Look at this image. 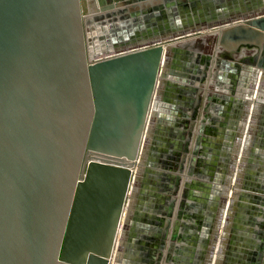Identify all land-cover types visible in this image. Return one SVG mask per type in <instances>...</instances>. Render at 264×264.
<instances>
[{
    "label": "water",
    "instance_id": "obj_1",
    "mask_svg": "<svg viewBox=\"0 0 264 264\" xmlns=\"http://www.w3.org/2000/svg\"><path fill=\"white\" fill-rule=\"evenodd\" d=\"M88 12L86 0H0V264H110L125 205L128 234L132 169L176 51L168 43L182 34L141 44L125 35L90 63ZM228 25L239 47L264 55V14Z\"/></svg>",
    "mask_w": 264,
    "mask_h": 264
},
{
    "label": "crops",
    "instance_id": "obj_2",
    "mask_svg": "<svg viewBox=\"0 0 264 264\" xmlns=\"http://www.w3.org/2000/svg\"><path fill=\"white\" fill-rule=\"evenodd\" d=\"M152 1L143 36L131 41L184 36L149 113L128 234L113 264H264V55L228 33L229 23L244 24L235 17L261 18L264 0H99L101 17L124 28ZM116 34L122 44L126 30Z\"/></svg>",
    "mask_w": 264,
    "mask_h": 264
},
{
    "label": "rangeland",
    "instance_id": "obj_3",
    "mask_svg": "<svg viewBox=\"0 0 264 264\" xmlns=\"http://www.w3.org/2000/svg\"><path fill=\"white\" fill-rule=\"evenodd\" d=\"M100 17H95L94 19H91V20H88L87 21V24L89 25V29H91V31H93V32H91V34H90V36L92 35V37H94V39H95V41H97L98 40V38L100 37L101 38V47L104 45V46H106V42H108V41H112L113 39V37H114V34H115V36H116V33H117V31H119L118 29H119V25H117L119 22H118V20L117 19H115V18H112V17H110L109 19H107V20H104L103 19V17H101V22H100ZM111 19V20H110ZM123 19V18H122ZM243 21V20H242ZM114 22H116V24L114 23ZM244 22V21H243ZM113 23H114V25H113ZM223 29V28H222ZM220 32V31H219ZM226 32V30H222L219 34H218V36H220V34H221V36L222 35H224V33ZM85 33H86V31H85ZM182 34V33H181ZM173 34H170V36H172ZM169 36V35H168ZM169 36V37H170ZM182 36H184V33L182 34ZM210 36H212L211 34H210ZM105 37H106V39H105ZM181 37V36H180ZM162 38H163V36L162 37H160V36H156L155 38H152L151 40H150V42H156L157 40L159 41V40H162ZM105 39V40H104ZM103 40V41H102ZM184 40V39H183ZM99 42V41H98ZM148 42V41H147ZM182 42V41H181ZM180 42V43H181ZM91 43V42H90ZM141 43H146V42H140V44ZM175 43H177V42H175V41H173V42H169L168 44L171 46V47H174V46H172L173 44H175ZM103 44V45H102ZM182 45H183V43H182ZM102 47V49H101V51L102 50H105L106 51V54H108L107 53V49L106 48H108V49H111L112 48V46H110V47ZM197 48H199V47H197ZM253 48H257V47H253ZM253 48H248L251 52H253ZM176 49V48H175ZM258 49V48H257ZM176 51H178V50H176ZM175 51V52H176ZM204 51H205V49H204ZM211 51V48H207V50H206V53H208V52H210ZM250 59H253L252 57H249ZM207 59V58H206ZM91 59L89 58V62H91L90 61ZM210 60V59H209ZM160 70H161V73L162 72H164V68H163V65H161V67H160ZM253 72H250V74H252ZM257 75H258V73H257ZM257 75H255V76H257ZM252 76H254V74H252ZM253 88H254V86H253ZM130 183H131V186L129 187V189H128V199L127 200H130V197H131V192H132V188H134L135 186V184H137V182H136V174L135 173H133L132 172V174H131V179H130ZM118 194V193H117ZM111 208V209H110ZM114 207H109V209L110 210H112L113 211V213H114V209H113ZM127 208H128V205H125V207H124V210H123V213H122V216H121V224H120V229H119V231H118V234H117V238H116V240H115V243H114V247H113V251H112V256H111V263L110 264H113V263H115L116 261H115V257H116V255H117V253H118V249H119V243H120V241H121V235H122V231L124 230V228H125V225H124V222H125V218H126V215H127ZM111 212V211H110ZM113 213H112V215H111V217H112V221H111V223H113L114 221V215H113ZM107 213H105V215H106ZM104 215V216H105ZM106 217V216H105ZM121 234V235H120ZM98 237H99V235H98ZM111 238V234H110V231L109 230H107V232H105L104 233V242H107V241H109V239ZM101 239V238H100ZM100 240H99V238L98 239H96V241H95V243L93 244V246H92V248L93 249H95V248H101V242H99ZM99 242V243H98ZM105 246V245H104ZM98 255V254H97ZM100 256V255H99ZM95 260H97V258H94ZM115 261V262H114Z\"/></svg>",
    "mask_w": 264,
    "mask_h": 264
},
{
    "label": "flooded vegetation",
    "instance_id": "obj_4",
    "mask_svg": "<svg viewBox=\"0 0 264 264\" xmlns=\"http://www.w3.org/2000/svg\"><path fill=\"white\" fill-rule=\"evenodd\" d=\"M86 1H87V7H88V10H89L88 13L90 15H94V17L91 18V16H88L89 15L88 14L87 17L84 19V23H85L84 32L86 31V33H85V40H86V49H87V60L89 61L90 55L92 53H94V52H100V50L102 49V47L104 45L102 44L103 46L101 47V38L100 37L98 38L99 39V42H96L95 39H94V37H92V35L90 36L91 32H93V31H91V29L88 28L89 25L87 24V21L88 20L94 19L95 17L96 18L97 17H100L99 20L101 22V13L99 14V13L96 12L97 10H101V2H99V0H86ZM153 11H154V9L153 10H150V11H147V13L144 14V15L142 14L144 16L143 19L136 18L134 20H131V22H128V25L127 26H124V28H121V26L118 24L119 25L118 26L119 27V29H118L119 31H117V33L120 32L121 30H126L127 35H129L132 40H134L135 37H141V36H143V35L137 36V34H138V32L140 30L141 31H145V27H144L145 24H143V23L144 22H146V23L149 22V15ZM103 19L104 20H107L104 17H103ZM119 19H121V18H119ZM114 23L116 24V22H114ZM114 23H113V25H114ZM140 24H142L143 26H140ZM136 26H139V27H137V29H135ZM116 35H118V34H116ZM143 38H148V36H144ZM105 39H106V37H105ZM112 39H115V34H114V37ZM94 42H96V43H94ZM114 44L118 45V43H114L113 40L112 41H108V42H106V46H104V47H110V46H112V48H113V47H115ZM112 48L111 49L106 48V49L107 50H112ZM102 51H105V50H102Z\"/></svg>",
    "mask_w": 264,
    "mask_h": 264
},
{
    "label": "bare ground",
    "instance_id": "obj_5",
    "mask_svg": "<svg viewBox=\"0 0 264 264\" xmlns=\"http://www.w3.org/2000/svg\"><path fill=\"white\" fill-rule=\"evenodd\" d=\"M263 14H264V13H263ZM256 15H257V14H255V15H253V16L255 17ZM253 16H252L251 14H250V15L248 14L246 17H242V18H236V17H235V19H233L232 22H234V21H236V20L238 21V20H240V19H243V21L245 22L246 20H249V18H250V17H253ZM245 19H246V20H245ZM227 23H228V21H227V22L224 21V22L219 23V25L224 26V25L227 24ZM166 38H167V37H166ZM163 39H164V38H163ZM163 39H162V40H163ZM157 41H158V40H157ZM159 41H160V40H159ZM118 45H119V44H118ZM144 46H145V45H144ZM164 48H165V47H164ZM93 49H94V48H93ZM95 49H96V48H95ZM165 49H166V48H165ZM110 51H111V50H110ZM105 52H106V51H101V50H100V52H94V53H92V54H91L92 61H93L94 63H95V62H99V61L101 60V58L104 57ZM102 53H103V54H102ZM111 55H112V53H111ZM111 55H110V56H111ZM251 70H252V69H251ZM251 72H252V71H251ZM253 74H254V75H257L256 72H255V70H253ZM146 144H147V143H146ZM119 229H120V228H119ZM119 232H120V231H119ZM120 235H121V234H120Z\"/></svg>",
    "mask_w": 264,
    "mask_h": 264
},
{
    "label": "built area",
    "instance_id": "obj_6",
    "mask_svg": "<svg viewBox=\"0 0 264 264\" xmlns=\"http://www.w3.org/2000/svg\"><path fill=\"white\" fill-rule=\"evenodd\" d=\"M90 59H91V60H90V61H91L90 63H94V62L92 61V58H90Z\"/></svg>",
    "mask_w": 264,
    "mask_h": 264
}]
</instances>
